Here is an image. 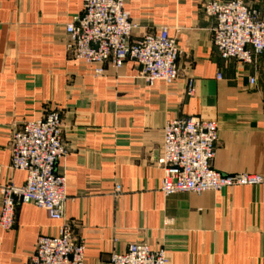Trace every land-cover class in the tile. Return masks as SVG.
I'll use <instances>...</instances> for the list:
<instances>
[{
    "label": "crops",
    "instance_id": "1",
    "mask_svg": "<svg viewBox=\"0 0 264 264\" xmlns=\"http://www.w3.org/2000/svg\"><path fill=\"white\" fill-rule=\"evenodd\" d=\"M82 1L0 0V186L25 181L9 169L12 130L56 108L68 197L62 220L18 204L13 227L0 228V264H29L37 237L63 221L88 264L135 242L164 248L168 264H264V185L164 196L159 163L164 122L197 117L218 126L214 170L264 175V52L251 65L223 60L203 0H124L133 39L166 28L176 40L178 78L147 87L131 62L94 76L65 51ZM244 1L264 18V0Z\"/></svg>",
    "mask_w": 264,
    "mask_h": 264
},
{
    "label": "built area",
    "instance_id": "2",
    "mask_svg": "<svg viewBox=\"0 0 264 264\" xmlns=\"http://www.w3.org/2000/svg\"><path fill=\"white\" fill-rule=\"evenodd\" d=\"M200 10L212 19L211 40L223 60L251 65L264 52V18L244 0H203ZM138 28L124 7V0H83L82 8L64 31L65 51L90 67L94 76L107 67L131 62L147 87L161 82L171 86L178 78L181 54L166 28L133 39ZM220 78V75H218ZM250 83L254 82L250 78ZM61 114L56 108L39 119L23 121L8 140L9 169L25 173L22 185L0 186V228L10 230L18 204H32L49 219L62 220L67 202L66 176L57 164L67 154L62 138ZM218 140L214 121L197 117L166 120L162 126L159 163L160 191L202 194L232 186L264 185L263 174H222L211 166ZM86 244L75 238L72 226L63 221L56 235H39L29 264H88ZM164 248L143 242L131 243L123 252L112 251L109 264H168Z\"/></svg>",
    "mask_w": 264,
    "mask_h": 264
}]
</instances>
